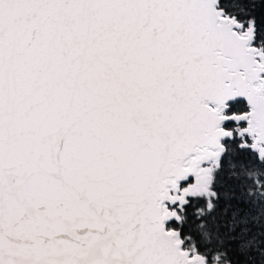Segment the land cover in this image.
Here are the masks:
<instances>
[{"label": "snow or ice", "instance_id": "obj_1", "mask_svg": "<svg viewBox=\"0 0 264 264\" xmlns=\"http://www.w3.org/2000/svg\"><path fill=\"white\" fill-rule=\"evenodd\" d=\"M0 264H264V0H0Z\"/></svg>", "mask_w": 264, "mask_h": 264}]
</instances>
